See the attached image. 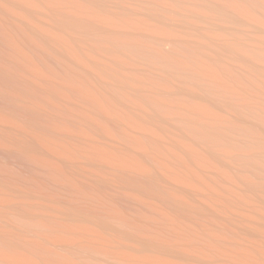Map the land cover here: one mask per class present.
<instances>
[{
	"label": "bare ground",
	"instance_id": "obj_1",
	"mask_svg": "<svg viewBox=\"0 0 264 264\" xmlns=\"http://www.w3.org/2000/svg\"><path fill=\"white\" fill-rule=\"evenodd\" d=\"M0 264H264V0H0Z\"/></svg>",
	"mask_w": 264,
	"mask_h": 264
}]
</instances>
